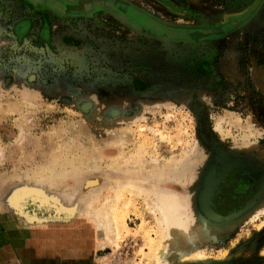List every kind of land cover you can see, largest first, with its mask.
Segmentation results:
<instances>
[{
	"label": "rangeland",
	"instance_id": "1",
	"mask_svg": "<svg viewBox=\"0 0 264 264\" xmlns=\"http://www.w3.org/2000/svg\"><path fill=\"white\" fill-rule=\"evenodd\" d=\"M123 1L192 30V41L163 48L179 50L166 80L147 69L145 34L106 12L52 16L44 36L40 21H22L18 42L2 22L29 11L0 9V264H156L151 248L165 229L156 201L168 190L214 239L188 248L203 257L160 260L264 264V188L233 224L215 226L201 202L213 192L209 171L228 157L247 154L264 170V30L218 41L194 30L254 0ZM149 76L158 89L145 86ZM94 211L110 219L107 237Z\"/></svg>",
	"mask_w": 264,
	"mask_h": 264
},
{
	"label": "flooded vegetation",
	"instance_id": "2",
	"mask_svg": "<svg viewBox=\"0 0 264 264\" xmlns=\"http://www.w3.org/2000/svg\"><path fill=\"white\" fill-rule=\"evenodd\" d=\"M0 0V9H12L11 11L28 10V15L21 20L18 18L10 17L4 19L6 24L2 22V26L7 32L11 31V35L20 42L23 39V35L26 33L21 32L22 21L30 20L36 24L41 22V35L44 36L51 26L53 19L52 16H93L97 13L106 12L113 16V18L125 27L133 29L134 31L142 32L147 37V51L149 54L146 56L147 69L149 71L158 70L161 72L160 81L167 78L162 76L166 73L168 59L171 62H175L179 65V50L171 49L169 52L163 50L167 48L169 42L179 41V39L192 41V30L186 29L179 31V25L169 21L155 18L145 12L144 10L135 6L132 2H124L123 0ZM239 5V12L234 15H227L221 21L215 22L208 26H198L194 30L205 32L206 35L213 38L215 41L226 38L233 32L241 34L242 37L246 35V32H254L264 30V0H254V3L247 7ZM137 9L145 16L147 25L137 24L136 21L129 17L128 10ZM246 9H250L253 12L247 17ZM66 19V18H65ZM3 20V19H2ZM32 23H30L29 29H31ZM60 27L53 30H57ZM30 36V35H28ZM54 40H62L61 35H53ZM153 40L157 42V45H152L149 42ZM255 40V39H254ZM163 46V47H162ZM63 51L65 49H62ZM60 51V50H59ZM66 51V50H65ZM69 52L71 50H68ZM154 56L155 58L153 59ZM170 58H169V57ZM154 64V65H153ZM22 65V64H21ZM175 65V66H176ZM176 74H179L178 66H176ZM177 77V75H176ZM120 84L118 81L113 84V89L116 95L121 94ZM51 85V84H50ZM58 87L60 84H56ZM56 85L52 84L51 87L56 89ZM63 85V83H62ZM69 86V84H65ZM81 85H89L81 83ZM91 85V84H90ZM156 83H153L152 77L149 76L147 84L145 86L152 90L155 89ZM161 85V84H160ZM179 85V82L176 83ZM154 86V87H153ZM58 90L61 88H57ZM67 89V88H66ZM72 90L74 88L68 87ZM96 89H99L96 87ZM158 89V88H156ZM166 87H159V92L166 91ZM73 92V90H72ZM240 159H234L228 157L226 161L221 163L215 168L209 171L208 186L211 189L213 187V194L211 201L213 203V210L221 214H229L233 211L244 210L251 205H254L264 188V170L252 157L247 154H240Z\"/></svg>",
	"mask_w": 264,
	"mask_h": 264
},
{
	"label": "bare ground",
	"instance_id": "3",
	"mask_svg": "<svg viewBox=\"0 0 264 264\" xmlns=\"http://www.w3.org/2000/svg\"><path fill=\"white\" fill-rule=\"evenodd\" d=\"M128 15H129V17H132L136 21V23H140L141 25H147V23L145 21V16L143 15V13H140L136 10H129ZM114 112L115 111H113V113ZM216 127L219 128L218 126H216ZM122 141H123V139L118 138L115 142L119 143ZM113 144H115V143H113ZM178 160H179V158L177 159V161ZM184 164H185V162H184ZM179 165H181V164H179ZM153 168H155V167H153ZM164 168L159 167L157 170L159 173H161L164 170ZM175 168L177 169L178 167H175ZM48 169H50L49 171L51 172L54 168H48ZM166 169L170 170L171 168L168 165L165 168V171H166ZM180 170H182V169H180ZM180 170H179V172H180ZM155 171H154V173H156ZM175 172H177V171L175 170ZM182 173H184V172H182ZM162 175H164V174H162ZM182 175H183V178L186 177V176L184 177V174H182ZM168 176L169 175H167V177ZM190 176H191V174H190ZM173 178H175V177H173ZM187 178L189 181L191 180V178L190 179H189V177H187ZM187 178H185V179H187ZM86 183H88V182H86ZM128 186H130V188H135L137 191H144L143 187L137 189L138 187H135L134 185H132V182ZM157 189H159V188H157ZM37 197H40V196H37ZM42 197L45 198V196H42ZM40 199H41V197H40ZM24 200H26V199H24ZM36 200H38V199L35 197V198H32V200H30V201L36 202ZM38 205H40V204H38ZM156 205H157V210L160 213L159 222L161 224H163L164 228H165L161 238L156 242L155 246H152V248H151V254L154 256V258L156 260V264H166L165 261L160 260L165 255H167L168 257L171 256V259L175 258V257H179L180 261L181 260L182 261L189 260L191 257H203V253L200 250L191 251V250H188V248H190L193 244H196V242H202V241L207 240V239H214V235H213L214 232L212 234H209V232L205 228H203V225L200 224L199 221H197L191 214L187 213L188 210L190 209V208L188 209V201L187 200L184 201L183 198H181V196H179L177 192L172 191V190H168L166 192H161V195L159 196V198H157ZM101 213H104V212H101ZM101 213L98 211H94L92 213L91 218H92V221H93L95 226H104L105 227V228H103V231L104 230L106 231L105 234L107 237V235H110V232L112 231L111 226H113V225H111V223L109 221L110 219L108 217H107L108 219L105 218L104 214L102 216ZM110 213H109V215H110ZM246 215H248V214H246ZM115 228L117 229V227H115ZM230 228H231V226H230ZM113 232H114V230H113ZM114 233L116 234L117 231H115Z\"/></svg>",
	"mask_w": 264,
	"mask_h": 264
},
{
	"label": "water",
	"instance_id": "4",
	"mask_svg": "<svg viewBox=\"0 0 264 264\" xmlns=\"http://www.w3.org/2000/svg\"><path fill=\"white\" fill-rule=\"evenodd\" d=\"M212 194H213V192L211 193V195H209V204H208V202H206V199L204 200L203 199V197H202V199H201V202H202V205H204V208L209 212V213H211V215H212V219L213 220H210L209 219V221H211L213 224H215V226L216 225H219L220 226V224L221 225H224V224H230V223H235V221L237 220V219H239V217H238V215L240 214V213H243V211L242 210H238V211H233V212H231V213H229V214H227V215H222V214H219V213H217L215 210H213V208L211 207V206H213V203H212V201H211V197H212ZM203 196H204V194H203ZM207 198V197H206ZM208 205H209V207H208ZM43 219H45V220H43V221H66L67 219H61V218H50V219H47V218H43Z\"/></svg>",
	"mask_w": 264,
	"mask_h": 264
}]
</instances>
